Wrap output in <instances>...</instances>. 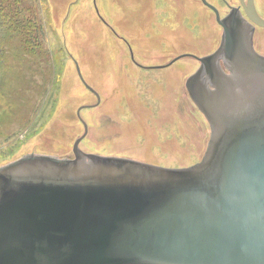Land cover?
Segmentation results:
<instances>
[{"label": "water", "instance_id": "1", "mask_svg": "<svg viewBox=\"0 0 264 264\" xmlns=\"http://www.w3.org/2000/svg\"><path fill=\"white\" fill-rule=\"evenodd\" d=\"M219 47L185 82L210 126L187 167L88 154L0 166V264H264V18L254 0L221 17ZM131 57L133 53L129 47ZM188 55H180L174 61Z\"/></svg>", "mask_w": 264, "mask_h": 264}, {"label": "rangeland", "instance_id": "2", "mask_svg": "<svg viewBox=\"0 0 264 264\" xmlns=\"http://www.w3.org/2000/svg\"><path fill=\"white\" fill-rule=\"evenodd\" d=\"M32 36L0 35V166L28 154H88L165 168L200 161L210 126L187 94L222 29L201 0H23ZM221 17L239 0H207ZM264 18V0H254ZM22 14V15H23ZM254 43L264 53V28ZM129 47L135 62L133 63ZM180 55H188L162 69Z\"/></svg>", "mask_w": 264, "mask_h": 264}, {"label": "trees", "instance_id": "3", "mask_svg": "<svg viewBox=\"0 0 264 264\" xmlns=\"http://www.w3.org/2000/svg\"><path fill=\"white\" fill-rule=\"evenodd\" d=\"M23 4V0H0V35L2 37L3 34H7V38H18L19 35L22 40V36H32L33 21L24 16Z\"/></svg>", "mask_w": 264, "mask_h": 264}, {"label": "flooded vegetation", "instance_id": "4", "mask_svg": "<svg viewBox=\"0 0 264 264\" xmlns=\"http://www.w3.org/2000/svg\"><path fill=\"white\" fill-rule=\"evenodd\" d=\"M228 8H229V10H230V6H228ZM257 28H260V27H255V29H254V33H253V47H254V49H255V51L257 52V53H259V54H261V55H263L264 56V53H262V52H260L259 50H257L256 49V47H255V43H254V37H255V31H256V29ZM130 56H131V54H130ZM131 60L133 61V63H135V65H137V66H139V67H142V68H146V67H144V66H142L141 64H139V63H137V62H135V60H134V58H132L131 57ZM167 65V64H166ZM168 66H170V65H168ZM165 67H167V66H165V65H157V66H153V67H150V68H157V69H162V68H165ZM98 93V95H99V102H98V104L100 103V101H101V95H100V93L99 92H97ZM97 104V105H98ZM82 140V139H81ZM81 142V141H80ZM80 142H79V144H80ZM78 147H79V145H78Z\"/></svg>", "mask_w": 264, "mask_h": 264}]
</instances>
